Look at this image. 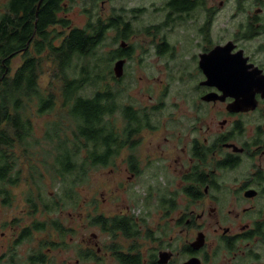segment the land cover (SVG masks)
<instances>
[{
	"label": "flooded vegetation",
	"instance_id": "obj_1",
	"mask_svg": "<svg viewBox=\"0 0 264 264\" xmlns=\"http://www.w3.org/2000/svg\"><path fill=\"white\" fill-rule=\"evenodd\" d=\"M170 1L167 6L173 13H190L197 8L206 12L201 24L194 27L200 42L195 52L179 55L185 62L178 65V89L171 111H163L168 106L164 101L151 105L140 102L141 106L131 100L125 103L137 119L126 118L125 145L120 148L114 143L108 164L97 166L114 170L119 167L124 173L126 203L114 211H100V200L95 199L91 223L106 233L109 241L98 240L85 249L82 234L76 244V262L110 258L115 264H264V95L256 92L255 106L237 109L233 103L244 100V93L238 88H221L201 65L203 55L231 42L233 46L223 49V54L232 63H218L221 58L217 57L214 66L245 65L234 63L242 51L243 57H248L247 64H254L264 73V64L255 61L247 46L257 37L264 39V7L243 16L232 38L214 42V15L208 0L184 12L172 9ZM64 16L68 18L66 13ZM190 19L198 22L199 17ZM128 23L124 20L120 27ZM164 43L159 53H173ZM255 50L258 52L259 47ZM137 54L130 42L120 43L115 55L113 52L107 60L108 64L115 59L114 65L119 59L125 60L123 75L115 82L125 78ZM117 130L122 134L121 127ZM52 162L59 164L57 158ZM80 185L83 183L77 185L76 196L73 194L71 199L62 191L60 199L46 202L42 193L31 192L33 197L25 201L20 215L0 224L4 248L0 264H64L67 256L61 259L58 254L69 252L73 247L69 234L79 231V227L69 224L67 208L82 212ZM112 197L116 200V193ZM9 199L6 202L4 193H0L2 207L13 204V192ZM45 202L53 207L45 209ZM59 214L61 218L56 216ZM81 222L83 225L84 218ZM8 227L15 235L7 236L4 228ZM94 236L97 238V234ZM30 241L31 248L23 258L18 246Z\"/></svg>",
	"mask_w": 264,
	"mask_h": 264
},
{
	"label": "trees",
	"instance_id": "obj_2",
	"mask_svg": "<svg viewBox=\"0 0 264 264\" xmlns=\"http://www.w3.org/2000/svg\"><path fill=\"white\" fill-rule=\"evenodd\" d=\"M67 1L0 0V193H4L6 202L11 200L12 187L22 181L25 161L33 182L35 174L42 175L31 157L34 146L41 143L35 138L29 113L32 107L36 115L54 113V119L46 124L44 139L56 145L59 164L46 166V170L62 183L61 189L69 199L76 196L79 183L89 180L97 164H108L114 143L120 148L125 145L126 125L121 127L123 135L118 134L112 117L121 111L125 120L136 118L132 109L117 104L118 92L104 84L108 77L116 80L113 70H102L98 62L81 67L75 63V59L93 55L108 29H119L124 19L113 15L107 20L98 18L84 28L72 26L69 17H59L62 10L66 11ZM202 2L171 0L169 6L184 12ZM129 28L130 23L124 25L119 36L133 33ZM19 53L23 60L13 71L11 60ZM108 59L104 60L106 64ZM46 61L50 62L51 77L58 80L59 93L40 84ZM88 87L94 92L83 94ZM44 205L47 210L53 207L46 202Z\"/></svg>",
	"mask_w": 264,
	"mask_h": 264
},
{
	"label": "rangeland",
	"instance_id": "obj_3",
	"mask_svg": "<svg viewBox=\"0 0 264 264\" xmlns=\"http://www.w3.org/2000/svg\"><path fill=\"white\" fill-rule=\"evenodd\" d=\"M167 2L168 0H68L66 11L61 13V15L66 13L72 21V25L80 28L87 27L88 23L95 22L98 18L107 20L113 15H120L125 21L130 22L129 29L133 30V33L117 39L123 27L119 29L111 28L107 31L104 41L93 55L82 57L79 60L75 59V63L77 62L79 67L89 62L93 64L98 62L102 70L106 71L109 68L112 70L115 59H112L108 64L104 60L113 55V52L115 55L121 42H130V45L133 46L138 54L135 60L129 64L130 67L126 71L125 78L123 77L122 81L115 82L112 77H108L104 81L105 85L118 92L119 99L117 104L121 107L125 106V103L130 100L138 106H141L140 102L145 105H151L164 101L168 106L163 108V111L172 110L170 106L178 89L175 80L180 69L178 65L185 62V58H181L179 55L180 53L191 54L197 50L196 45H198L200 39L196 36L194 27L201 24L203 21L202 16L206 12L197 8L190 13H173L167 6ZM207 2V6L212 9L211 11L214 15L212 23V40L214 42L219 40L226 41L232 38L238 31L239 23L243 16L254 14L256 8L264 7V0H259L260 4H257V0H208ZM241 7L242 9H240ZM134 9L137 11H134ZM188 14H191V17H187ZM262 15L263 19H261V22L264 25V12ZM197 16L199 17L198 22L190 19ZM163 40L164 44H167L173 53L169 55L159 53V46L162 45ZM260 45L262 49H260ZM247 46L249 47L248 53L251 54L255 61L264 64L263 36L247 43ZM258 47L259 50L256 52L255 49ZM162 49L169 53V49H166V46H162ZM98 58H101L100 63ZM22 60V53H19L11 60L13 71L21 64ZM49 67L50 62L46 61L40 75V84L45 90L59 93L58 80L51 77ZM101 73L103 74L102 71ZM52 80H54L53 85H51ZM93 92V87H88L82 93L91 95ZM29 113L35 125V138L41 141L38 146H34L33 153H31L32 162L36 164L38 171L42 172V175L35 174L34 181L36 182H33L32 178L28 176L29 164L26 161L23 163L21 166L22 181L19 185L12 188L14 194L13 204L5 207L0 205V224L4 220L12 219L15 215H20V211L25 206V201H27L31 192L36 193L39 191L46 202H50L52 199L62 195V190L59 189V180L46 170V165L48 167L53 165L52 161L58 153L56 145L44 139V132L47 130L46 124L54 119V113L47 112L43 115H36L35 106L30 109ZM112 118L117 127L124 126L125 119L121 111H117ZM112 168L94 167L91 170L89 180L80 185L78 190L84 200L82 212L75 207H66L69 211V224H73L76 229L79 227V231L77 233L73 232V235L69 234V243L73 244L69 252L67 254H58L61 259L67 256V260L63 262L64 264L77 263L76 244L77 241L81 240L82 234L85 238V249L90 248L98 240L106 239L109 241L108 235L102 233L99 228L94 226L91 223V219L95 215L94 202L96 198L100 200V211L110 208L114 211L119 207H123L126 203V200H124L126 198L124 173L119 172V167H116L115 170L114 167ZM115 193L116 200L113 197L110 198ZM103 199H106V201H103ZM106 213L109 214V211ZM56 216L61 218L60 214ZM83 218L84 223L82 225L81 221ZM77 223L79 224L77 225ZM4 230L8 237L15 235V231L11 227L4 228ZM1 231H3L2 228H0V233ZM95 234H97V238H95ZM70 236H73V239H70ZM30 248L31 241L20 244L18 246L20 255L26 258ZM3 251L4 248L1 247L0 240V253ZM77 264L115 263L110 258L102 262H95L92 258H86Z\"/></svg>",
	"mask_w": 264,
	"mask_h": 264
},
{
	"label": "water",
	"instance_id": "obj_4",
	"mask_svg": "<svg viewBox=\"0 0 264 264\" xmlns=\"http://www.w3.org/2000/svg\"><path fill=\"white\" fill-rule=\"evenodd\" d=\"M41 3V1H40ZM233 45L231 42L221 46H216L209 54L203 55L201 65L214 83H217L221 88H238L244 93V100L236 101L233 105H237V109H247L249 106H255L256 99L255 93L261 92L264 95V73L263 70L254 64H247L248 57H243L242 51L238 52L239 60L234 63H243L245 65H236L234 67L229 66L226 68H220L221 65L214 66V60L217 57L221 59L217 60L218 63H232L230 59L226 60L223 54V49L231 48ZM124 59H119L114 67L113 71L117 78H120L124 72ZM249 67H254L253 71H249ZM246 96H251V99H247Z\"/></svg>",
	"mask_w": 264,
	"mask_h": 264
}]
</instances>
